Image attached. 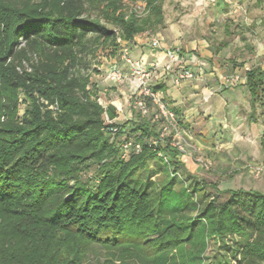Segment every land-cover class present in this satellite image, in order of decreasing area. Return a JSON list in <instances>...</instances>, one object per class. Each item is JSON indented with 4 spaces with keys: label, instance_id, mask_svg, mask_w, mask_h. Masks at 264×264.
Instances as JSON below:
<instances>
[{
    "label": "trees",
    "instance_id": "obj_1",
    "mask_svg": "<svg viewBox=\"0 0 264 264\" xmlns=\"http://www.w3.org/2000/svg\"><path fill=\"white\" fill-rule=\"evenodd\" d=\"M137 1L0 0V264H83L92 244L142 264H203L210 241L225 246L229 261L221 264H264V192L207 194L183 177L177 150L150 145L158 123L138 113L137 121H114L116 107L81 72L99 46L115 57L118 36L126 42L164 23V0H146L145 14ZM246 79L247 118L256 123L264 68L250 67ZM106 116L121 127L114 140ZM126 126L142 147L123 160L117 141ZM260 147L264 153V129ZM150 161L167 174L159 188L146 168L139 177Z\"/></svg>",
    "mask_w": 264,
    "mask_h": 264
},
{
    "label": "crops",
    "instance_id": "obj_2",
    "mask_svg": "<svg viewBox=\"0 0 264 264\" xmlns=\"http://www.w3.org/2000/svg\"><path fill=\"white\" fill-rule=\"evenodd\" d=\"M258 4L264 8V0H209L208 9L205 15L201 17L198 15L200 11L198 10L200 6L198 0L192 4L191 13L187 12L180 17L174 14L168 18L164 12V23L151 33L160 39L163 48L178 46L182 48L183 53L181 59L168 69L164 67L169 63L164 49H156L151 46L149 37L146 35L147 31L138 33L129 40L130 51L134 58L140 59L145 65L152 62L160 65L155 86L160 88L163 99L168 106L177 112L183 128L197 129L202 127L198 132L200 133L199 137L204 140H207L205 137L215 135L217 131L218 134L221 131L227 132L229 136H232V140L238 149L244 153V156L246 154V156H252L254 159L264 157L260 147L261 139L259 142L257 140L263 131V127L261 128L259 125L260 118L256 123L248 121L247 117L251 106L250 94L246 84L247 79L241 82H233L230 85L224 82V78L229 76V73L225 71L235 65L230 59L232 53L234 51L242 52L249 40L244 34L233 40L221 37L213 48L212 39L207 36L206 30L208 24H212L211 29L213 31L219 28L218 26H223V30L229 36L228 22L243 21V15L248 12L254 13L255 10L252 11V9H256ZM198 22L202 23L204 28L196 26ZM262 53L264 50H258L256 56ZM118 56L119 53L111 63L123 65ZM183 67L194 68L199 75L196 79L175 84L174 73ZM234 68L233 74L243 73L244 68L241 66ZM96 85L100 89V93L107 95V100H110L115 107L120 106L121 102H127V99L133 96L134 84L132 81L123 85L121 89H117L115 81L106 75L104 81L102 83L97 82ZM121 94L123 95L120 98ZM101 100L104 101L102 98ZM207 116L209 117L206 121L204 117L207 118ZM244 121H246L245 125ZM227 122L230 123L231 130H227L229 126ZM232 131L233 134L230 133ZM257 142L259 147L255 145ZM212 149L215 150V147ZM251 188L258 189L256 186Z\"/></svg>",
    "mask_w": 264,
    "mask_h": 264
},
{
    "label": "rangeland",
    "instance_id": "obj_3",
    "mask_svg": "<svg viewBox=\"0 0 264 264\" xmlns=\"http://www.w3.org/2000/svg\"><path fill=\"white\" fill-rule=\"evenodd\" d=\"M18 1L20 3L26 2V0ZM141 1L143 0L137 1L134 6ZM196 1L198 0H164V12L167 14L168 18L172 17L174 14L180 17L187 12L191 13V6L192 4H195ZM199 1L200 6L198 7V10L200 11L198 15L202 17L203 15H205V12L208 9L207 4L209 0ZM259 5L260 4L256 6V9H252V11L255 10L254 13L248 12L243 15V21L238 23L228 22L227 27L230 31L229 36L223 30V26H218L219 28L213 31V29H211L212 24H208L206 34L210 39H212L211 43L213 45V48L217 45V41L221 37L233 40L234 38L244 34L247 40H249L247 46L244 47L245 49H243L242 52L239 53V51H234L232 53L230 59L235 65L225 71L226 73H229V76L233 74V71L235 69L234 67L236 66H241L242 68H244L245 66H264V53L256 56V52L258 50H264V8L260 7ZM196 26L204 28V25L199 22L198 24H196ZM114 58L115 57L110 54V51L107 47L99 46L93 53H89L86 55V64L83 63L82 65H80L81 72L91 74L93 84L96 85L97 82L102 83L105 76L107 75L106 69L109 68L108 65L109 63L113 62L112 60ZM236 59L242 60L239 61ZM123 69L128 74V77L123 82H115L117 84V89H121L123 85H127L128 82L131 81L130 73L125 67H123ZM116 87H114L115 90H117ZM109 89L111 88L109 87ZM122 95L123 94H121L119 97L121 98ZM100 98H102L104 101H107L108 96L104 93H100ZM132 98L133 96L128 98L127 102H121L120 106L116 107L118 111V117L114 121H126L129 115V104ZM26 104L27 103L24 101V95L21 94L19 101L20 112H24ZM260 111L261 109H259L258 112ZM208 117L209 116H207V118L204 117V119L207 121ZM260 120L261 122L259 125L261 126V128L263 127V130L264 117L260 116ZM227 123L229 124L227 130H231L230 123ZM245 123L246 121H244V125ZM219 127H222V125H219ZM199 129H202V127H198L197 129H185L186 135H184V138L185 142L188 144V153L181 158L183 162L180 166V171H182L181 173L183 177H186L194 185L195 183L193 182H201L205 187V191L207 190V194L217 196L218 200H223L224 198H226V194L217 195L219 194L218 190L237 189L239 187L251 188L256 186L258 190L264 192V178L261 176H254L249 171L250 165L264 164V157L262 159H254L252 156H246V154L244 156V153H242V151H240L235 145L234 140H232V136H229V134L224 131L219 132V134L217 131L215 135L205 137L207 140L201 139L199 137ZM230 133L233 134V131ZM262 134L263 131L260 133V136L257 139L258 142L260 141ZM258 142L255 143L256 147H259ZM212 147H215V150L212 149ZM199 158L208 162V167L202 166L198 161ZM144 168H146L147 173L150 172V180L154 182L158 188L162 183H164L167 178V174L164 171V166L161 163L157 164L156 161H150L148 165L143 166L140 170L141 172L139 174V177L142 180H145L146 177L145 170H143ZM95 170L96 166H93L87 171H84L82 176L84 178L93 176ZM214 184H217V189L213 188ZM182 187L183 184H180L179 182L175 184L176 190H179ZM14 242L18 245L25 244L23 240ZM223 248H225V246H221L217 242L210 241L207 246L206 252L204 253V257L202 260L203 264H213L218 259V264H221L224 261H229V258L227 256L223 258ZM127 258L128 257L123 258L122 251H120V249L108 248L100 244H92L86 251L83 264H111L109 263L110 259H112V264H142L139 260L136 261L135 259H133L132 261H129L127 260Z\"/></svg>",
    "mask_w": 264,
    "mask_h": 264
},
{
    "label": "built area",
    "instance_id": "obj_4",
    "mask_svg": "<svg viewBox=\"0 0 264 264\" xmlns=\"http://www.w3.org/2000/svg\"><path fill=\"white\" fill-rule=\"evenodd\" d=\"M214 1V0H211ZM146 0H143L136 4L135 10L139 14H145ZM149 37L150 44L153 48L164 49V52L169 59V63L164 67L166 69L179 61L182 57V50L178 46L163 48L160 39L153 35L150 31L146 32ZM117 41L121 43V50L119 53L120 59L123 65L111 63L107 68V75L115 82H123L127 79L128 74L124 71L125 67L130 73L131 81L134 84L133 98L129 104V115L126 120L137 121V113L141 117H145L151 120L152 123H158L159 128L155 136L150 139V145L157 146L158 144L167 145L178 151L179 157L182 158L188 153V144L185 142L184 135H186L185 128L182 127V123L175 110L168 106L163 99L160 91L155 90V79L159 74L160 65L156 62H152L149 65H145L140 59L134 58L130 51L129 41L123 42L118 36ZM264 68V66H263ZM250 67L245 66L243 73H234L224 78V82L227 85L233 82H241L246 79V71ZM198 71L194 68L183 67L175 71L173 80L175 84H180L185 80H192L198 77ZM119 109V108H118ZM106 122L111 124L113 120H109L106 116ZM126 126L123 128V137L118 140L119 157L123 160H127L132 152H139L141 150V143L135 139L133 135H129V129ZM121 130V127L117 124H111L107 127V134L112 140L116 138L117 133ZM159 155L168 161V157L159 152ZM199 163L208 167V162L203 159H198ZM249 171L254 176H261L264 178V164H253L249 166ZM230 264H238L237 259L231 258Z\"/></svg>",
    "mask_w": 264,
    "mask_h": 264
}]
</instances>
